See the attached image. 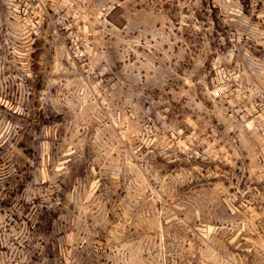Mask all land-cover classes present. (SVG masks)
Instances as JSON below:
<instances>
[{
	"label": "rangeland",
	"instance_id": "374dc122",
	"mask_svg": "<svg viewBox=\"0 0 264 264\" xmlns=\"http://www.w3.org/2000/svg\"><path fill=\"white\" fill-rule=\"evenodd\" d=\"M0 264H264V0H0Z\"/></svg>",
	"mask_w": 264,
	"mask_h": 264
}]
</instances>
